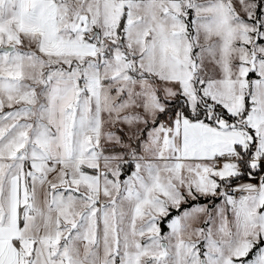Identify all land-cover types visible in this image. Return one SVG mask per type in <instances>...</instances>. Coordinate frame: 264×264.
Segmentation results:
<instances>
[{
  "label": "snow or ice",
  "instance_id": "obj_1",
  "mask_svg": "<svg viewBox=\"0 0 264 264\" xmlns=\"http://www.w3.org/2000/svg\"><path fill=\"white\" fill-rule=\"evenodd\" d=\"M0 264H264V0H0Z\"/></svg>",
  "mask_w": 264,
  "mask_h": 264
}]
</instances>
